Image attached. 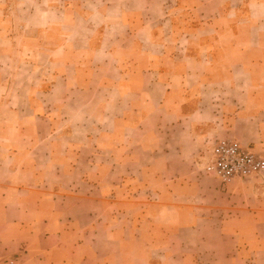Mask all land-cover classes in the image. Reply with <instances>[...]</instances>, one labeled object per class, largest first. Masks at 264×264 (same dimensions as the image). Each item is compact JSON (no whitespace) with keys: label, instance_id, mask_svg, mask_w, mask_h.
<instances>
[{"label":"crops","instance_id":"crops-1","mask_svg":"<svg viewBox=\"0 0 264 264\" xmlns=\"http://www.w3.org/2000/svg\"><path fill=\"white\" fill-rule=\"evenodd\" d=\"M223 86L264 156V0H0V262L264 264V173L199 174Z\"/></svg>","mask_w":264,"mask_h":264},{"label":"built area","instance_id":"built-area-1","mask_svg":"<svg viewBox=\"0 0 264 264\" xmlns=\"http://www.w3.org/2000/svg\"><path fill=\"white\" fill-rule=\"evenodd\" d=\"M205 159L207 160L203 164V171L216 177L222 184L264 173V156L234 138L219 139L209 157ZM16 263L12 258L0 262Z\"/></svg>","mask_w":264,"mask_h":264},{"label":"rangeland","instance_id":"rangeland-1","mask_svg":"<svg viewBox=\"0 0 264 264\" xmlns=\"http://www.w3.org/2000/svg\"><path fill=\"white\" fill-rule=\"evenodd\" d=\"M229 89L226 88L225 86L223 87H217L214 88L213 92H214V96L217 97L216 100H214L213 102H205L202 104V126H201V135L202 137H204L205 135H208L205 139H203V144L200 147V149L196 152V159H197V163L200 165L199 168V174L200 175H206L209 176L208 174H206L203 171V164L205 162V158H208L209 155L211 154L212 148L215 145V143L219 140L222 139L223 137L219 136L220 131L223 130L224 128V117L223 115L225 114V105H227V102L225 101V93L228 92ZM212 111V112H211ZM213 114L217 117L214 127L212 129H215V131H210V129H208V120H209V116L211 115L212 117ZM223 119V120H222ZM210 133V134H209ZM212 177V176H211ZM215 179H217L216 177H213ZM218 180V179H217ZM11 255H6L5 254V260L12 258L10 257ZM17 262V259L12 258ZM4 260V261H5ZM3 262V261H1ZM18 264V262L16 263Z\"/></svg>","mask_w":264,"mask_h":264}]
</instances>
